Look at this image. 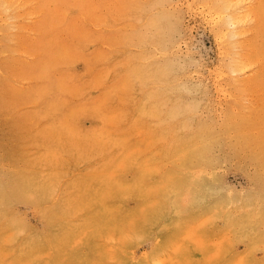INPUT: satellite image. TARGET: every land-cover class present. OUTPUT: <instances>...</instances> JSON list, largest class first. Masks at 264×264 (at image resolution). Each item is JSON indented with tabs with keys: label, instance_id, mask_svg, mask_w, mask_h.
<instances>
[{
	"label": "rangeland",
	"instance_id": "1",
	"mask_svg": "<svg viewBox=\"0 0 264 264\" xmlns=\"http://www.w3.org/2000/svg\"><path fill=\"white\" fill-rule=\"evenodd\" d=\"M0 264H264V0H0Z\"/></svg>",
	"mask_w": 264,
	"mask_h": 264
}]
</instances>
